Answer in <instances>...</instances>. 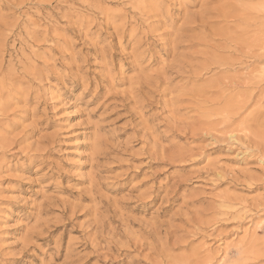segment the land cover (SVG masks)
<instances>
[{"label":"rangeland","instance_id":"1","mask_svg":"<svg viewBox=\"0 0 264 264\" xmlns=\"http://www.w3.org/2000/svg\"><path fill=\"white\" fill-rule=\"evenodd\" d=\"M0 264H264V0H0Z\"/></svg>","mask_w":264,"mask_h":264}]
</instances>
